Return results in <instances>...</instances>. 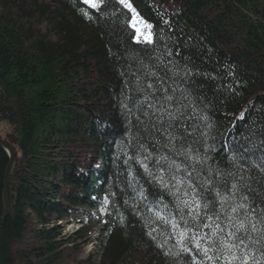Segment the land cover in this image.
I'll list each match as a JSON object with an SVG mask.
<instances>
[{"label":"trees","instance_id":"16d2710c","mask_svg":"<svg viewBox=\"0 0 264 264\" xmlns=\"http://www.w3.org/2000/svg\"><path fill=\"white\" fill-rule=\"evenodd\" d=\"M130 2L152 43L135 40L132 14L115 0L98 9L0 0V136L17 152L0 264H192L194 254L182 251L191 245L157 219L175 212L174 197L142 166L160 175L155 161L167 156L186 176L191 163L164 146L136 105L149 73L169 75L174 64L193 73L180 84L192 102L182 142L206 163L192 179L261 175L259 152L231 157L264 140V0ZM7 164L0 147V216ZM99 212L97 232L63 234L73 215ZM100 232L96 261L85 248Z\"/></svg>","mask_w":264,"mask_h":264},{"label":"snow or ice","instance_id":"6c2138e0","mask_svg":"<svg viewBox=\"0 0 264 264\" xmlns=\"http://www.w3.org/2000/svg\"><path fill=\"white\" fill-rule=\"evenodd\" d=\"M83 2L93 9L101 6L98 0ZM119 4L133 13L129 26L135 29L137 42H140L142 33L137 27L140 21L135 8L130 0H119ZM145 28L151 29V25ZM144 42L152 43L150 31L144 35ZM167 72L169 75L163 77L156 72L149 73L151 82L138 87L143 98H138L136 105L150 121L154 119L152 128L163 137L164 146L191 163V171L185 176L181 166L167 156L155 161L160 175L153 174L147 164L142 165L174 197L175 212H169L166 217L157 213V219L177 231L181 244L191 245L182 251L194 254L192 264H264V140L256 144L249 140V147L236 149V155L231 157L232 160L237 156L240 160L251 159L254 150L259 152L260 176L252 175L250 169L245 170L244 175L217 171L219 182L211 179V172L203 182L194 181L196 165L203 167L206 158L198 151L193 154L191 145L182 142L190 135L186 131L182 134L181 129L189 118L186 113L192 102L185 103L191 93L186 87H180L193 73L187 65L179 64L172 65ZM243 115L241 113L239 119H243ZM162 173H167L168 178Z\"/></svg>","mask_w":264,"mask_h":264},{"label":"rangeland","instance_id":"374dc122","mask_svg":"<svg viewBox=\"0 0 264 264\" xmlns=\"http://www.w3.org/2000/svg\"><path fill=\"white\" fill-rule=\"evenodd\" d=\"M103 0H98V2L101 4ZM119 2V0H115ZM88 5V4H87ZM89 6V5H88ZM137 13V12H136ZM132 16L133 13L131 12ZM138 14V13H137ZM138 20L140 21L137 23V27L140 29V33L142 35L139 36L140 42L144 41V35H147V33L150 31L152 35V30L145 28V25H149L148 23L144 22L142 18L138 15ZM135 31V29H134ZM137 32L135 31V40L137 41ZM16 168V167H15ZM102 213H97L98 216H89V215H82L80 217L73 215L70 217L69 220L64 221L63 226V234H74L75 232L79 231L83 227L85 228H94L96 232L99 230L100 225L97 223V217L101 216ZM94 242L87 246L86 253H90L93 257V260L99 261L101 257V242L104 240V234L102 232L94 234Z\"/></svg>","mask_w":264,"mask_h":264},{"label":"water","instance_id":"95a60500","mask_svg":"<svg viewBox=\"0 0 264 264\" xmlns=\"http://www.w3.org/2000/svg\"><path fill=\"white\" fill-rule=\"evenodd\" d=\"M0 147L5 151L8 156V164L5 169L3 180V213L0 216V226L4 225L7 218L11 213V197H10V183L17 164V152L12 144L0 136Z\"/></svg>","mask_w":264,"mask_h":264}]
</instances>
